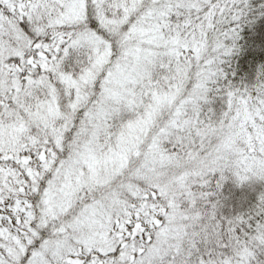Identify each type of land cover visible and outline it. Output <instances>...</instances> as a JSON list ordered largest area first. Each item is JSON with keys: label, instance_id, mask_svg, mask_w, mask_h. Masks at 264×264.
<instances>
[{"label": "snow or ice", "instance_id": "snow-or-ice-1", "mask_svg": "<svg viewBox=\"0 0 264 264\" xmlns=\"http://www.w3.org/2000/svg\"><path fill=\"white\" fill-rule=\"evenodd\" d=\"M0 264H264V0H0Z\"/></svg>", "mask_w": 264, "mask_h": 264}]
</instances>
